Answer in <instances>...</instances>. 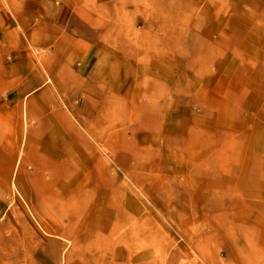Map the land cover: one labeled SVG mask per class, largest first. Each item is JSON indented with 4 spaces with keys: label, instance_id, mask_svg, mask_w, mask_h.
I'll list each match as a JSON object with an SVG mask.
<instances>
[{
    "label": "rangeland",
    "instance_id": "374dc122",
    "mask_svg": "<svg viewBox=\"0 0 264 264\" xmlns=\"http://www.w3.org/2000/svg\"><path fill=\"white\" fill-rule=\"evenodd\" d=\"M0 64V264H264V0H0Z\"/></svg>",
    "mask_w": 264,
    "mask_h": 264
},
{
    "label": "crops",
    "instance_id": "0c3cea01",
    "mask_svg": "<svg viewBox=\"0 0 264 264\" xmlns=\"http://www.w3.org/2000/svg\"><path fill=\"white\" fill-rule=\"evenodd\" d=\"M25 33V36L26 37H31L32 34H28V31H24ZM44 38L46 37V39L48 40V36H49V33L47 34V32H43L42 33ZM21 43L23 44L22 47L25 46V41L24 39L21 40ZM8 54H10V52H8ZM4 56L7 55L6 52L3 54ZM3 68V64H0V70H2ZM29 81L28 77H27V74L25 73H21V74H15L13 76V78L11 79V81L9 82V85H12L14 87H20L18 92H14V93H10V94H7L5 97H4V101L6 102V100L8 102H16V103H20L24 100H27V99H31V101H34V98L35 96L37 97V95H34V90L30 89V92H23L25 90V87L24 85L27 84V82ZM21 87H24V88H21ZM3 100V97L0 96V101ZM4 109L7 111V114L6 116L8 117H14L16 119H20L22 118L23 116V109H21L18 104H8L6 102V105L4 106ZM32 109V108H31ZM3 112V110L1 109L0 110V113ZM32 115V112L29 111ZM3 115V113H1V116ZM5 115V114H4ZM20 128V127H19ZM18 135H22L23 132L20 131V129L18 130ZM30 138V137H29ZM17 139H20L19 136Z\"/></svg>",
    "mask_w": 264,
    "mask_h": 264
},
{
    "label": "bare ground",
    "instance_id": "6f19581e",
    "mask_svg": "<svg viewBox=\"0 0 264 264\" xmlns=\"http://www.w3.org/2000/svg\"><path fill=\"white\" fill-rule=\"evenodd\" d=\"M25 129L26 130H25V136H24V143H25L24 146H26V144L30 141L29 136H28L29 130H28L27 119H26V128ZM24 152H25V149L23 148V151H22L23 155H24ZM16 174H18V171H16ZM14 182L16 183V180Z\"/></svg>",
    "mask_w": 264,
    "mask_h": 264
}]
</instances>
